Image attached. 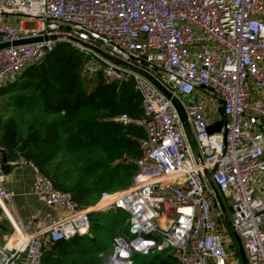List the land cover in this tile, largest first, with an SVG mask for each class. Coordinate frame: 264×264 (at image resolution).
I'll return each mask as SVG.
<instances>
[{"label": "built area", "instance_id": "2783aa9c", "mask_svg": "<svg viewBox=\"0 0 264 264\" xmlns=\"http://www.w3.org/2000/svg\"><path fill=\"white\" fill-rule=\"evenodd\" d=\"M58 34L153 75L179 98L187 126L147 80L79 45L58 40L0 49L1 90L43 63L58 44L69 45L83 54L81 79L133 85L141 116L121 113L109 121L145 135L138 156L129 160L135 168L129 186L102 193L87 208L18 156L34 171L36 199L65 216L51 221L43 238L32 234L12 194L0 187V215L11 226L0 243V264H41L45 245L86 235L89 215L105 205L126 217L99 254L102 264H132L135 254L164 250L178 264H224V231L204 171L230 211L247 264H264V0H0V44ZM209 101L218 105L220 119L206 108ZM218 121L220 130L208 133Z\"/></svg>", "mask_w": 264, "mask_h": 264}, {"label": "trees", "instance_id": "16d2710c", "mask_svg": "<svg viewBox=\"0 0 264 264\" xmlns=\"http://www.w3.org/2000/svg\"><path fill=\"white\" fill-rule=\"evenodd\" d=\"M83 54L58 44L41 64L13 83L10 107L19 120L0 126V148L31 160L57 189L67 191L79 208L94 206L102 193L126 189L135 172L129 160L138 156L142 129L109 121L126 113L142 114L131 83L86 81L79 72ZM18 123L26 124L19 129ZM26 135V136H25ZM119 209L94 211L86 235L45 245L41 264H102L100 253L111 245L124 223ZM112 212L115 216L112 218ZM132 264H178L169 250L135 254Z\"/></svg>", "mask_w": 264, "mask_h": 264}, {"label": "crops", "instance_id": "0c3cea01", "mask_svg": "<svg viewBox=\"0 0 264 264\" xmlns=\"http://www.w3.org/2000/svg\"><path fill=\"white\" fill-rule=\"evenodd\" d=\"M11 85L12 82H9L0 90V98L15 92L8 91ZM206 108L220 119V110L216 103L209 101ZM18 156H10V153L0 148V187L12 194L13 207L27 230L43 238V233L48 229L50 222L63 218L65 213L58 208L47 207L36 199L32 192L34 171L28 165L18 163ZM10 233V224L0 215V243L4 242ZM223 244L226 251L224 264H244L240 244L228 228L224 231ZM18 264H23V261ZM207 264H215V261L208 259Z\"/></svg>", "mask_w": 264, "mask_h": 264}, {"label": "water", "instance_id": "95a60500", "mask_svg": "<svg viewBox=\"0 0 264 264\" xmlns=\"http://www.w3.org/2000/svg\"><path fill=\"white\" fill-rule=\"evenodd\" d=\"M66 30H68V28H66ZM58 40H66V41H69V42L74 43L76 45H79L82 48L88 49V50L92 51L93 53H95L96 55H98L103 60H105L106 62H108L109 64L114 65L118 68L127 70L131 73L136 74L138 77H141V78L147 80L161 95H163L170 102V104L173 107L181 125L183 127L187 126L186 112H185V109H184L183 105L181 104L179 98L177 96H175L171 91H169L165 86H163L153 75H151L150 73H148V72H146V71H144L138 67H135V66H133V65H131L125 61H122L116 57H113L110 54L103 51L102 49H100L94 45H91L89 43H85V42H83V41H81L75 37H71V36H68L66 34L30 37V38L14 40L12 42L1 43L0 49L20 46V45L47 42V41H58ZM96 42L99 43V41H96ZM221 124H222V121H218V122L214 123L211 127L208 128V133L211 134L213 132H218L221 128ZM12 155L13 154L10 153V156H12ZM203 173L205 176L206 185H207L208 189L210 190V192L212 193L214 201L218 205V207H219V209L223 215V219H224V223H225L226 227L229 229L231 234L238 241V238H237L236 234L234 233L233 228L231 226V222H230V218L228 216V212H227L218 192L216 191L215 187L213 186V184L209 180V177H208L206 171H204ZM107 208H108V206L105 205V206H101V207L97 208V210L98 211H104ZM240 253H241L242 257L245 259L244 264H247V261H246V258H245V255L243 253L242 248H240Z\"/></svg>", "mask_w": 264, "mask_h": 264}, {"label": "rangeland", "instance_id": "374dc122", "mask_svg": "<svg viewBox=\"0 0 264 264\" xmlns=\"http://www.w3.org/2000/svg\"><path fill=\"white\" fill-rule=\"evenodd\" d=\"M18 81H19V79L17 78L16 81H15V83H18ZM11 90H15V87H11L10 89H8V91H11ZM9 97H11V95L5 96L3 98H0V126L5 121H7L10 118H14V119L17 118L19 120V118L17 117L18 115H16L14 112H12L13 110L10 107V98ZM182 100H183L184 104H187L188 101H187V99L185 97H183ZM18 127H19V129H24L26 127V124H20V123H18ZM114 193H116V192H114ZM114 193H108V194H114ZM214 211H215L216 217L218 219L219 226L221 227V229L223 231H225L227 229V227H226V225L224 223L223 215H222V213H221L218 205L214 207ZM228 212L230 214L229 209H228ZM114 216H115V213L112 212V218ZM118 217H119V219H123V217H126L125 212L119 211L118 212Z\"/></svg>", "mask_w": 264, "mask_h": 264}]
</instances>
